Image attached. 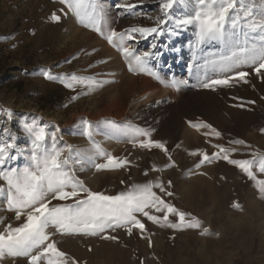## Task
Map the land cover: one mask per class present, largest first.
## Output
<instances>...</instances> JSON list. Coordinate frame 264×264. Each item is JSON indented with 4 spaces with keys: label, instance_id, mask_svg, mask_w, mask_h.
Returning <instances> with one entry per match:
<instances>
[{
    "label": "rangeland",
    "instance_id": "374dc122",
    "mask_svg": "<svg viewBox=\"0 0 264 264\" xmlns=\"http://www.w3.org/2000/svg\"><path fill=\"white\" fill-rule=\"evenodd\" d=\"M100 2L107 9L109 26L117 32L133 26L152 27L158 19H165L162 0ZM129 4L134 5L131 10L125 7ZM253 4L259 13L261 0H237L233 17L242 18L241 5ZM197 8L196 0H174L159 35L137 36L128 42L137 52L153 53L149 67L159 77L154 78L130 73L120 52L80 25L58 0H0V111L12 113L11 117L0 115V129L8 128L17 137L15 151L30 147L21 125L36 119L41 126L47 125L49 133L59 129L58 147L70 146L74 153L88 154L92 145L82 134V121H88L94 128L91 139L106 153L130 164L101 171L87 164L83 170L76 166L75 175L85 187L114 195L132 184L159 179L167 186L171 181V197L158 189L157 194L186 213V219L200 223L198 229L174 230L140 217L146 226L143 238L137 229L131 236L123 229L106 233L117 236L116 241L53 236L57 247L79 264H264V196L257 191L256 182L222 159L196 168L199 157L189 155L206 152L211 156L224 147L230 159L255 160L253 174L264 180V173L258 170L259 158L264 157V70L257 75L252 66L240 69L249 73L247 83L234 82L215 91L196 87L201 81L217 78L211 62L228 51L219 41L198 43L194 24L176 27L177 20L193 16ZM53 12L60 16L58 23L50 20ZM236 31L243 42L246 26H238ZM43 71L55 77L76 75L105 83L92 91L80 85L70 90L58 79H44ZM171 81L187 83L176 89L167 86ZM73 96L77 98L73 100ZM189 122H202L210 128L197 130ZM129 126L147 130L152 140L165 143L175 167L165 168L169 160L159 149L149 151L128 143L122 130ZM5 138L0 133V140ZM233 140L243 144L230 143ZM47 144L51 145L50 137ZM24 162L20 156L5 167ZM95 162L105 160L98 157ZM153 166L162 171H152ZM0 217L4 224L19 223L2 205ZM169 220L176 222L172 215ZM203 229L207 234H201ZM0 264H26V259L5 258Z\"/></svg>",
    "mask_w": 264,
    "mask_h": 264
},
{
    "label": "snow or ice",
    "instance_id": "6c2138e0",
    "mask_svg": "<svg viewBox=\"0 0 264 264\" xmlns=\"http://www.w3.org/2000/svg\"><path fill=\"white\" fill-rule=\"evenodd\" d=\"M58 3L67 9L83 27L100 35L107 43L120 52L124 58L128 71L133 75L146 74L159 78L157 73L149 67V60L153 53L150 51L137 52L128 42L140 38H147L152 34L159 35L161 25L166 23L169 10L173 7L174 0H162L161 12L165 19H158L155 26H133L124 31L117 32L109 26L108 12L100 0H58ZM198 5L193 16L179 19L176 27L196 25L197 42L205 40L219 41L227 48V53L212 61V67L217 72V78L201 81L196 87L215 91L217 87H228L235 83H247L248 72L240 70L252 66L257 75L264 70V0L257 13L256 6L241 5L240 11L244 13L241 18L238 14L233 17L237 8V0H196ZM131 10L134 5H126ZM259 16V18H257ZM52 22L58 23L60 16L53 12L50 16ZM247 31L243 42L239 40L237 27ZM154 47V46H153ZM42 75L46 80H60L67 89L74 90L76 85L86 87L89 91L105 83L91 77H78L76 75L55 77L48 71ZM186 81H171L167 86L178 89ZM77 97L73 96L72 99ZM254 103V101L250 102ZM12 113L8 109L0 111V115ZM82 134L86 136L92 147L86 150L73 152L70 146L63 148L57 146L56 132L49 133L47 125L41 126L38 120L24 122L21 130L29 138L30 147L26 150H15L19 147L15 141L16 136L10 135L8 128L0 129L5 139L0 140V205L3 210L13 213L15 226L12 223L4 224L0 217V224H4L0 231V261L5 258H25L26 264H79L78 260L69 256L57 247L53 236L80 235L99 237L102 240H118L117 236L106 233L123 229L128 235H133L137 229L141 233L146 231V226L140 217L174 230L184 228L198 229L200 223L195 218L186 219V213L178 210L171 203H167L159 190L165 196L171 197L173 193L168 189L172 187L171 181L167 186L159 180H149L141 184H132L125 190L114 195L93 192L84 186V183L75 175L76 166L83 170L84 165L95 167L97 171L114 170L129 166L127 159H117L106 153L99 144L91 138L94 133L93 125L82 121ZM109 127L115 128L113 122L104 121ZM189 125L199 130L210 128L205 123ZM128 137L127 142L133 147L146 149H159L168 157L169 163L165 168L175 167L169 155L166 144L150 138V132L129 126L122 130ZM216 136L220 133L216 132ZM143 136L145 139L138 140ZM51 139V145L47 144ZM112 138V137H109ZM233 144H243V141H230ZM68 154L65 155L64 153ZM189 155L198 156L195 164L200 168L206 163L222 159L236 166L248 179L256 182L257 191L264 196V180H257L253 174L255 160H233L229 158V150L219 147L218 151L209 156L206 152H190ZM20 156L25 162L19 166L5 167L8 161H17ZM103 158L104 163H96L97 158ZM258 170L264 173V157L258 161ZM152 171H162L153 166ZM145 175H148L145 172ZM53 201H72V203L53 204ZM233 207H239L234 204ZM152 212L163 213L162 217ZM175 217L176 222L169 220ZM50 229L54 231H49ZM203 229L201 234H207ZM151 247V241L148 242ZM91 250V249H89Z\"/></svg>",
    "mask_w": 264,
    "mask_h": 264
}]
</instances>
